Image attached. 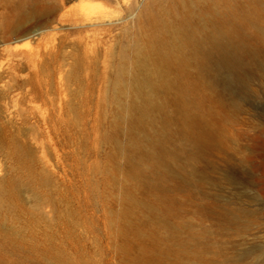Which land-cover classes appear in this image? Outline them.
Here are the masks:
<instances>
[{"label": "rangeland", "instance_id": "374dc122", "mask_svg": "<svg viewBox=\"0 0 264 264\" xmlns=\"http://www.w3.org/2000/svg\"><path fill=\"white\" fill-rule=\"evenodd\" d=\"M0 264H264V0H0Z\"/></svg>", "mask_w": 264, "mask_h": 264}, {"label": "bare ground", "instance_id": "6f19581e", "mask_svg": "<svg viewBox=\"0 0 264 264\" xmlns=\"http://www.w3.org/2000/svg\"><path fill=\"white\" fill-rule=\"evenodd\" d=\"M189 41L192 43V54L194 55V58L196 60V64L199 68L203 69V71H209L210 67L212 65V54L215 51H219L223 53L222 56H224L225 51L228 50L227 48L230 47L231 50L236 51L238 49V45L235 43H232L231 40L227 37V35L223 31L214 30L204 36L199 35L197 33H193L189 38ZM225 50V51H224ZM229 51V50H228ZM117 78L120 80L122 79V69H119L117 71ZM130 85V84H129ZM140 85H142L140 83ZM137 86V85H136ZM137 93L139 95H142L149 98V94L143 90L142 86H138ZM147 93V94H146ZM129 107L131 109V105L125 106ZM191 126V123L189 120L184 119L182 123L179 125V130L182 132H185L189 129ZM198 142H208V139L206 138V135L197 136V139L194 141V144ZM149 150V153L151 154V150ZM4 188V187H3Z\"/></svg>", "mask_w": 264, "mask_h": 264}]
</instances>
